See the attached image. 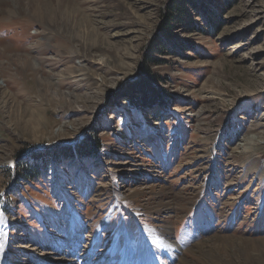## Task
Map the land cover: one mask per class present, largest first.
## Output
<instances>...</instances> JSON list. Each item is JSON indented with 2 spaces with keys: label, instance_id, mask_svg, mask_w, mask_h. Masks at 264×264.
<instances>
[{
  "label": "rangeland",
  "instance_id": "obj_1",
  "mask_svg": "<svg viewBox=\"0 0 264 264\" xmlns=\"http://www.w3.org/2000/svg\"><path fill=\"white\" fill-rule=\"evenodd\" d=\"M174 1L0 0V264H264V0Z\"/></svg>",
  "mask_w": 264,
  "mask_h": 264
},
{
  "label": "trees",
  "instance_id": "obj_2",
  "mask_svg": "<svg viewBox=\"0 0 264 264\" xmlns=\"http://www.w3.org/2000/svg\"><path fill=\"white\" fill-rule=\"evenodd\" d=\"M184 2H185V0H176V2L174 1V6L176 5V7L174 8V10H178L177 7L180 8V6L183 5ZM178 4H179V6H177ZM143 79H145V78H142V80L141 79L138 80L139 86H137V87H139V88L134 87V89H137L138 90V89H140V87L144 89V91L139 90L140 93H137V98H138L137 100L142 99L143 100V104H144V102L146 100H148V95H150L152 92H151V88L149 86H147L145 80L143 81ZM142 83H144V84H142ZM83 144L84 145L82 146V148H80V152L79 153L82 154V155L89 154V152H91L92 149H93L91 143H83ZM63 152H62V154H63ZM49 156H53L54 158H56V157H58V154H55V152H54L52 155H49ZM36 168H38L37 164L36 165L29 164V166L27 167V169H24V168L23 169L26 172H28V173H32L33 171H35ZM38 170H37V172H38Z\"/></svg>",
  "mask_w": 264,
  "mask_h": 264
},
{
  "label": "bare ground",
  "instance_id": "obj_3",
  "mask_svg": "<svg viewBox=\"0 0 264 264\" xmlns=\"http://www.w3.org/2000/svg\"><path fill=\"white\" fill-rule=\"evenodd\" d=\"M259 125H256V123H251V125H249L248 127V132H247L248 134L245 136V142L243 144L244 147L242 151L243 153H246L249 156L252 154V148L254 144L264 141V126L259 127ZM166 245L172 247L173 244L171 243V241L168 240Z\"/></svg>",
  "mask_w": 264,
  "mask_h": 264
}]
</instances>
